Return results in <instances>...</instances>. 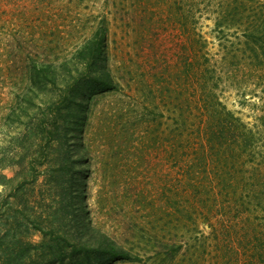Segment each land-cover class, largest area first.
<instances>
[{
    "label": "rangeland",
    "instance_id": "1",
    "mask_svg": "<svg viewBox=\"0 0 264 264\" xmlns=\"http://www.w3.org/2000/svg\"><path fill=\"white\" fill-rule=\"evenodd\" d=\"M257 9L263 21L264 0H0V146L23 163L4 174L38 175L35 193L58 186L46 204L62 230L78 244L89 226L105 232L133 257L113 264H264V178L253 167L264 155V61L245 31ZM100 26L104 51L91 61ZM33 62L53 63L62 90ZM199 66L211 76L214 66L219 100L255 134L254 154L234 164L197 130ZM50 118L65 139L35 155ZM179 132L180 159L167 152ZM31 157L43 164L34 176Z\"/></svg>",
    "mask_w": 264,
    "mask_h": 264
},
{
    "label": "trees",
    "instance_id": "2",
    "mask_svg": "<svg viewBox=\"0 0 264 264\" xmlns=\"http://www.w3.org/2000/svg\"><path fill=\"white\" fill-rule=\"evenodd\" d=\"M230 11L232 13V10ZM231 16L233 19L235 18L233 14ZM221 17L224 19L222 22L224 24L223 26L216 24L217 27H222L221 30L229 29L231 26L227 24L228 14ZM260 18L261 11L257 9L251 18L252 22L248 23L249 27L247 24V30H245L249 36H254L257 39L253 40L255 43H252L249 51L252 60H256L258 65H262L261 62L264 61V40L262 37L264 35V20L261 21ZM105 38V28L100 26L88 46L91 61L102 56ZM205 59L208 63L210 62L209 58ZM31 65L29 70L30 68H33L32 72L37 70L38 79L42 77L40 73L47 72L54 86L56 88L58 86L59 91L62 90L63 86L58 85L57 67L53 63L33 62ZM205 69L209 71V68L200 66L196 71L197 82L194 86L196 127L198 131H201L200 134L203 136L202 140L208 152L221 156L226 162L229 160L234 164L238 159L254 154L252 148L254 147L253 141L256 140L255 134L219 100L215 90L216 84H214L216 78L214 66L210 68L211 73L214 74L212 76L206 74ZM94 82L97 91H102L105 88L106 84L101 80L95 79ZM54 102L56 100L50 105ZM62 102L63 100H61ZM63 105L64 103H62ZM57 113L62 114L59 109ZM46 120L42 130L37 133L38 144L34 150L35 155L45 154L55 146L62 136L66 135V130L59 120L56 118ZM176 123L178 125V122ZM182 133L167 138L168 156L179 159L184 157L180 152L186 151V149H180L182 144L179 146L178 142ZM16 153L17 151L15 152L12 148L0 146V186L5 188L4 192H0V264H113L117 261L129 262L132 260L133 257L129 252L117 245L108 234L93 226L88 227L90 233L86 243L78 244L71 241L62 230L61 224L65 222L59 219L57 208L47 207L46 204L47 201L54 204V200L50 201V198L55 195L58 186L48 187V190H38L35 193L37 174L29 182H16L14 177L9 178L4 174L6 168L19 167L23 164L17 160ZM255 156L257 155L255 154ZM258 157L261 161L253 167L257 172H261L260 176L264 178L262 176L264 174V155L258 154ZM34 159L31 157L23 166L31 176V172L34 173L33 176L35 173L41 172V165H43L35 163ZM193 162L189 161L187 170H185L187 166L182 170L184 174L181 177L188 181L187 184L185 183L187 187L193 182L190 172ZM176 165L178 167L177 159ZM228 170L229 173L234 172V167L231 165ZM191 195L193 202L196 198L194 204L198 205L200 194L192 190ZM76 224H82V221L76 220ZM36 233H38V240L34 239ZM73 235L77 236L78 230Z\"/></svg>",
    "mask_w": 264,
    "mask_h": 264
}]
</instances>
